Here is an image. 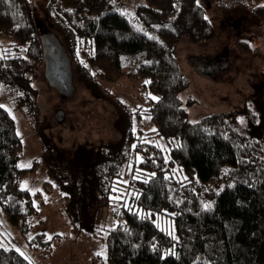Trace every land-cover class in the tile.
I'll return each mask as SVG.
<instances>
[{"label":"trees","instance_id":"trees-1","mask_svg":"<svg viewBox=\"0 0 264 264\" xmlns=\"http://www.w3.org/2000/svg\"><path fill=\"white\" fill-rule=\"evenodd\" d=\"M128 0H47L50 27L61 30L68 40L72 62L78 45L90 47L81 77L89 83L100 78L116 81L127 75L147 80L156 97L149 109L157 134L170 141L171 160L161 149L140 143L144 154L139 167L155 172L149 179L134 181L136 193L130 208L117 213L123 224L107 233L110 264H264V70L257 90L244 108L233 114L207 116L192 122L180 95L189 82L172 54L181 36L193 41L211 37L212 27L197 0H145L147 11L160 21L148 35L144 28L119 10ZM255 14L264 23V7ZM171 19L170 24H166ZM45 28L34 13L31 0H0V83L15 90L18 109L32 103L35 94L25 69L30 63L44 64L39 29ZM239 51L254 52L239 42ZM129 68L128 72H124ZM239 115H250L249 134L237 130ZM133 137L119 147L98 148L88 165L91 192L110 205L109 195L122 177ZM22 138L16 120L0 106V207L7 221L27 233L38 215L35 196L22 187L31 169L19 167ZM176 165L187 179L166 175ZM75 192L77 183L62 185ZM141 210L139 214L135 209ZM168 215L174 221L176 238L159 228L157 219ZM57 238L35 236L32 243L48 253ZM0 264H33L19 252L0 247Z\"/></svg>","mask_w":264,"mask_h":264},{"label":"rangeland","instance_id":"rangeland-1","mask_svg":"<svg viewBox=\"0 0 264 264\" xmlns=\"http://www.w3.org/2000/svg\"><path fill=\"white\" fill-rule=\"evenodd\" d=\"M31 2L36 18L69 49L63 32L49 26L46 2ZM197 3L212 27L211 37L193 41L181 36L172 49L189 82L180 98L184 103L190 98L196 100L189 109L192 122L241 111L256 92L264 70V25L255 14L257 7H264V0H197ZM146 6L145 0H128L119 10L151 35L152 28L162 23L142 10ZM165 23L170 24L171 19ZM239 42L248 43L253 56L243 55L237 47ZM10 43L0 39L4 49ZM87 53L90 47L84 41L78 45L76 60L72 62L75 91L70 97L48 84L45 64L30 63L25 69L35 94L32 103L24 109L16 106V98L21 95L0 83V106L16 120L22 138L19 167L34 169L23 178L22 187L35 196V204L39 206L27 233L12 226L0 207V247L16 250L33 264H110L107 233L125 221L116 214L131 207L136 193L134 181L147 180L155 174L139 167L144 154L135 148L140 143L154 145L161 149L167 163L171 160L170 141L157 134L151 121L149 109L156 97L145 86L147 80L124 75L116 81L98 78L89 83L79 71V63H85ZM200 62L206 65L198 66ZM128 71L129 68L124 70ZM59 111L64 112L62 123L56 119ZM249 128L250 115H239L237 130L247 135ZM127 135L133 137L129 158L122 167L121 179L109 195L110 205L105 206L100 204L102 196L91 192L88 165L98 148L119 147ZM166 175L187 179L179 165ZM74 181L75 192L62 188ZM135 211L143 214L137 208ZM157 224L176 238L171 217L162 215ZM41 233L49 239L57 238L51 252L31 244Z\"/></svg>","mask_w":264,"mask_h":264},{"label":"water","instance_id":"water-1","mask_svg":"<svg viewBox=\"0 0 264 264\" xmlns=\"http://www.w3.org/2000/svg\"><path fill=\"white\" fill-rule=\"evenodd\" d=\"M39 36L43 48L45 77L48 84L63 96H72L75 89L71 58L57 36L48 32L45 28L39 29ZM56 119L58 123H62L64 121V112L59 111Z\"/></svg>","mask_w":264,"mask_h":264},{"label":"flooded vegetation","instance_id":"flooded-vegetation-1","mask_svg":"<svg viewBox=\"0 0 264 264\" xmlns=\"http://www.w3.org/2000/svg\"><path fill=\"white\" fill-rule=\"evenodd\" d=\"M262 24L264 25V23H262ZM215 62H216V61H215ZM215 62H214V63H215ZM212 63H213V62H212ZM212 63H211V64H212ZM203 65H206V63H205V62H200V63H198V66H203ZM223 65H225V64H223Z\"/></svg>","mask_w":264,"mask_h":264}]
</instances>
